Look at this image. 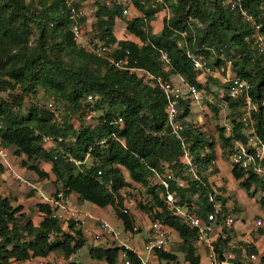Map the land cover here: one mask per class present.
I'll list each match as a JSON object with an SVG mask.
<instances>
[{
	"label": "trees",
	"instance_id": "trees-1",
	"mask_svg": "<svg viewBox=\"0 0 264 264\" xmlns=\"http://www.w3.org/2000/svg\"><path fill=\"white\" fill-rule=\"evenodd\" d=\"M88 1L0 0V92L16 93L12 103L0 97V145L7 152L13 148L16 155L25 156L22 165L37 175L47 177L50 172L59 185L52 194H74L76 201L111 207L123 233L128 234L135 217L131 210L123 211V189L130 185L122 173L125 170L129 180L144 187L150 196L147 205L138 203L146 211L149 225L158 220L172 230L183 242L185 261L199 264L200 256L193 246L196 229L173 213L163 186L150 185L149 180L152 175L158 177L161 164L168 162L174 176L186 181L183 190L169 183L178 204L187 205L198 195L204 208L203 212L195 211L199 217H206L212 203L222 204V212L227 211L223 199L214 193L207 195L211 190L206 171L216 152L201 131L187 125L189 100L181 99L182 140L198 179L191 172L185 174L184 151L181 140L170 133L164 95L160 88L144 83L141 70L166 80L177 76L201 91L204 85L199 79L206 76L193 68L188 54L204 55L211 66L221 63V54L232 59L233 73L251 85L249 95L256 106L251 118L255 133L264 141V54L258 53L248 39L251 26L230 8L232 0H159L155 5L152 0H129L136 15L128 19L123 17L124 6L117 0H104L96 4L93 22L87 23L86 14L79 19L83 28L88 25L102 45L110 48L98 56L79 47L70 30L75 20L70 8H83ZM242 7L264 21V0H243ZM165 9L170 15L162 18L161 28L155 33L151 22ZM121 21L127 36L118 39L114 31ZM161 51L168 54L167 64L161 60ZM111 60H121L122 66L116 67ZM222 86L220 97L232 110V128L228 134L219 128L218 137L222 149L234 150V142H245L244 125L238 119V109L243 112L244 104L229 98L224 82ZM37 88L48 91L55 105L63 108L61 124L46 107L31 105L26 112L20 111L25 98ZM89 94L95 96L91 102L87 101ZM85 109L98 113L93 121H83L81 113ZM47 137L52 141H46ZM61 151L83 163L65 161ZM87 156L93 157L89 165L85 163ZM39 161L50 165L48 172L40 169ZM4 165L7 162L1 159L0 172ZM215 172L213 168L209 173ZM230 174L241 180L249 195L255 193L253 185L264 191L262 179L250 168L231 162ZM38 210L41 220L37 225L30 220L22 222L21 207L0 196V264L34 258L53 262L50 256L54 253L69 258L84 246L92 258L116 263L121 247L87 245L81 229L72 222L66 228L49 216L47 204L38 203ZM127 252L131 264H140L133 251ZM156 255L160 260L177 259L172 252L159 251Z\"/></svg>",
	"mask_w": 264,
	"mask_h": 264
},
{
	"label": "built area",
	"instance_id": "built-area-1",
	"mask_svg": "<svg viewBox=\"0 0 264 264\" xmlns=\"http://www.w3.org/2000/svg\"><path fill=\"white\" fill-rule=\"evenodd\" d=\"M242 1L243 0H232L230 8L236 10L242 19L250 24L251 34L248 39L253 41V46L258 53L264 54V21L262 18L256 19L255 16L249 14L247 10L242 7ZM117 2L124 6L123 13L127 14L129 0H117ZM70 13L71 18L75 19L70 30L79 47L84 48L85 43H80L77 37L83 36V27L79 23V19L86 14L85 9L71 7ZM109 50L110 48L105 45H99L90 49L91 52L98 56L105 55ZM160 53L161 60L167 64L170 61L168 54L164 51ZM188 57L191 59L192 66L195 70L206 77L221 79V81L226 84V94L229 98L242 100L244 110L240 120L244 125L243 134L245 135V142H234V150L230 155L231 162L244 168H250L264 183V141L255 133L253 120L251 118V113L253 110H256V106L249 95V90L251 88L250 83L246 79L233 73V60L226 58L223 54L219 56L221 63L217 66H211L207 58L201 54L189 53ZM111 61L116 67H121L123 63L121 60ZM141 74L145 77V84L161 89L166 101L165 111L170 133L176 139L181 140L186 169L198 179L195 168L190 161L188 150L182 140L181 132L184 126L179 118L180 114L183 113V109L180 107L179 103L181 99L190 100L191 97H197L200 90H198L196 86L184 82L182 78H179L181 83H178L173 81L172 78L171 80H166L161 76H155L145 70H141ZM94 97L93 94L87 95V101L91 102ZM47 108L53 113L56 123L61 124L62 119L59 115L60 111L53 106V102H48ZM94 114L95 112L93 110L85 109L81 113V118L84 122L88 123L93 121L95 117ZM118 121H121V119H118ZM45 140L48 142L52 141V139L48 137L45 138ZM58 141H61V138H58ZM60 154H62L65 161L73 162L75 165L83 163V160L73 157L70 153L61 151ZM7 156V151L0 145V157L6 160ZM156 175L159 178L160 185L163 186L166 191L165 197L168 203L171 204L173 213L180 216L183 222L188 224L191 228L196 229L195 241L203 247L208 264H242L239 263L242 259H245L248 264H264V256H261L257 250L252 251V248L256 249L255 237L262 236L264 238V223L261 218H256L253 221V225L247 231L248 236L243 240V243H237V241L230 239L231 229L234 228L236 222V217L231 212L228 210L222 212L220 204L212 203L211 209L206 212V217L201 218L195 213L198 206L194 204L180 205L176 202V196L169 190V183L172 181L179 189L183 190L186 188V181L174 176L173 169L168 162L161 164L159 172H156ZM27 185L31 190H37V186L32 183L27 182ZM43 202L48 205L49 216L60 221L66 228L68 224L72 222L76 228L80 229L89 220H93L97 223L99 229L113 238L116 247H121L119 257L123 264H130L127 251H130L131 247L127 243V237L123 233L122 228L114 226L105 220L93 217L92 214L85 209L78 205H74L69 195H65L63 192H56L48 197H44ZM130 207V205H125L123 211L129 212L131 210ZM132 231H138V227L133 225ZM217 239L219 240V244H216ZM171 241L172 230L163 225L160 221L154 220L150 223L148 238L143 244V250L146 255L156 254L159 251L170 252ZM140 263L151 264L147 258H140ZM38 264H64V262L62 260L51 262L40 258Z\"/></svg>",
	"mask_w": 264,
	"mask_h": 264
},
{
	"label": "rangeland",
	"instance_id": "rangeland-1",
	"mask_svg": "<svg viewBox=\"0 0 264 264\" xmlns=\"http://www.w3.org/2000/svg\"><path fill=\"white\" fill-rule=\"evenodd\" d=\"M152 1L154 5L159 3L157 2L159 0ZM104 2V0H89L85 3L83 8L85 9L86 19L88 21L87 23L90 24L94 21V11L97 7L96 4ZM127 7L129 13H122L125 19L131 18L136 15V12L130 4H128ZM169 15L170 14L166 11V9L157 14L155 20L151 22L152 31L158 33L159 29L161 28L162 18L164 16L168 17ZM124 27V22L121 21L118 28H115L114 32L118 39H120L123 34L125 37L127 36L125 35L126 33L124 31ZM88 28V25L83 28V36L77 37V40L80 41V43H85L84 48L90 51L91 48L102 45V43L98 40L95 32L92 30L90 31ZM31 41L33 44V38H31ZM172 79L173 81L181 83V80L178 79L177 76H172ZM213 79L214 78L209 79L208 77H202L199 79L200 82L203 83L204 89L199 91L197 97H191V99L189 100V114L187 117H185V120L187 125L201 131L204 137L210 140L216 152V157L213 161H218L220 171L217 176L210 178V183L207 179V182L209 184L208 189L212 190L209 191L207 195L210 196L211 193H214L217 198L224 200L225 210L231 212L238 221L243 219L247 224H251L256 216L262 217L264 219V206H261L259 202L260 196L263 195L261 192L263 191L254 186L253 188H251V190H254L255 193L253 195H249L246 192V189L241 186V180H235L230 174V155L231 150L233 151V149H222L221 141L218 135L219 128L225 129L226 134L230 132L232 128V110L228 107V104L224 101V99L220 97L221 94L224 93V89L222 86L223 82L220 81L221 79ZM15 95L16 93H13L11 91L0 92V97L6 99L11 103L14 102ZM48 102H53V106L59 109V115L61 117L63 108L59 104L55 105V102L50 96V93L42 88H37L34 94L29 95L25 98L20 111L23 113L26 112L31 105H37L38 107L47 108ZM213 107H216V110H213ZM238 111L241 115L242 110L238 109ZM96 115H98L97 112L94 114V116ZM240 115L238 116V119H240ZM7 153V166H2L3 169L2 172H0V196L7 197L14 207H21L20 213H23V217H21L22 222L30 220L33 224L37 225L41 219V214L38 210V203H40L41 200L43 202V198L48 197L52 192H54L55 189L57 190L59 188V185L54 183V176L50 172H48L50 166L48 163L39 161L38 165L40 169L48 172L47 177L39 176L35 172L30 170L27 165H22V161L26 160L25 156L16 155L13 148H11ZM92 161L93 157L87 156L85 163L89 165L92 163ZM212 165L216 166V164L214 165L213 163ZM188 172L189 171L186 169L185 174H187ZM122 173L125 179L130 182V185L123 189V191L125 192V204L131 206L130 209L135 217V224L138 225V229L139 231H141L143 228L148 226L149 219L145 214L146 211L141 210L138 206V203L141 202L147 205L150 200V196L147 194L144 187L129 180L125 170L122 169ZM207 174L211 176L209 172ZM149 181L150 185L158 184L159 178L155 177V175H152ZM27 182L36 185L37 190H31L27 185ZM197 199L198 195H195L194 197H192V201L190 203H193L195 206L201 207L200 205L202 204L200 202L196 203V201H198ZM85 204L93 205L88 202H85ZM220 206L223 208L222 204H220ZM96 208H98V211L96 212L97 216L113 224L116 223V218L113 211L111 210V207ZM84 226L86 229L87 223ZM84 226H82V230ZM140 234L141 233L135 235V238L132 239V242L129 241V244L135 245L140 248ZM178 239L180 238L176 237V242H178L179 244L178 246H176L177 248H175L174 251L178 252L179 262L166 260L158 261L157 258H153L151 262L153 264H185L183 253L181 252V244ZM50 257H53L55 261L62 260L64 264H72V261H74L76 264H96L90 261L88 249L86 246H84L81 251H77L75 255H72L69 258L65 257L61 253H54V256L51 255ZM24 264H38V260L35 262ZM99 264L107 263L101 261L99 262ZM116 264H120V262L118 261ZM201 264H205V262L202 261Z\"/></svg>",
	"mask_w": 264,
	"mask_h": 264
},
{
	"label": "crops",
	"instance_id": "crops-1",
	"mask_svg": "<svg viewBox=\"0 0 264 264\" xmlns=\"http://www.w3.org/2000/svg\"><path fill=\"white\" fill-rule=\"evenodd\" d=\"M179 79V78H178ZM218 79V78H216ZM173 80V79H172ZM220 80V79H218ZM221 81V80H220ZM222 82V81H221ZM214 165L216 164V166H213L212 164L209 166L208 170L206 171V173L210 172L211 169L215 168V170L217 169V172L215 173H211V176H207V179H208V182L210 183V178L211 177H215L217 176V174L219 173L220 169H219V166H218V161H213L212 162ZM197 174V172H196ZM207 182V181H206ZM207 182V185H209ZM254 187V185L252 186V188ZM212 191V190H211ZM264 192V191H263ZM261 192L263 195L260 196V199H259V202L261 204V200L264 198V193ZM52 194V193H51ZM50 194V195H51ZM195 196V195H194ZM193 196V197H194ZM211 196V195H210ZM69 197L71 198L72 197V202L74 205H78L80 206L81 208L85 209L86 211H88L89 213L92 214L93 217L95 218H99V219H102L100 218L99 216H97L96 212L98 211V208H96V206L94 205H89V204H85V202H79V201H76V196L74 194H71L69 195ZM198 201L197 202H200L199 198L197 199ZM76 201V202H74ZM212 202V200H211ZM40 203H44L42 202V200L40 201ZM190 204H193V203H190ZM217 204V203H215ZM201 206V205H200ZM261 206H264L263 204H261ZM197 211H204V208L201 207H198ZM41 214V213H40ZM256 218H261L263 220V223H264V219L262 217H259V216H256ZM254 218V220L256 219ZM41 220V219H40ZM104 220V219H102ZM253 220V221H254ZM107 221V220H105ZM108 222V221H107ZM110 224L114 225V226H119V223L116 221L115 224L109 222ZM136 222H134L133 225H136L138 227L137 224H135ZM250 223V222H249ZM35 225V224H34ZM253 225V222L251 224H247L245 222V220H237L236 218V222L234 224V228L231 229V236H230V239L234 240V241H237V243H243V240H245L247 238V231L252 227ZM65 227V226H63ZM121 228V227H120ZM139 228V227H138ZM81 231H82V236L84 237V239L86 240V243L87 245H91L93 247H102V248H108V247H111V246H116L115 245V242L113 240V238L104 233L101 229H99L97 223H95L93 220H89L87 222V228L85 229V226L83 227V230H82V227L80 228ZM149 229H150V225L148 224L147 227L143 228L141 231H136V232H133V231H129L128 234H125L126 237H127V243L129 244V241L132 242V239L135 238V235H137L138 233H141L140 237H139V240H140V248H138L137 246L135 245H132V244H129L130 247H131V251H133L137 257L139 258H147V260L153 264L151 261L153 258H157L158 261L160 260L156 254H150V255H146L145 251L143 250V244L144 242L147 240L148 238V234H149ZM145 230V231H144ZM145 234H144V232ZM143 233V234H142ZM176 237L179 238L174 232H172V241H171V251L172 253H174L177 257V259L175 260L176 262L178 261L179 262V258H178V252H175L174 249L177 248L176 246H178V242H176ZM97 238V239H96ZM180 244H181V252L183 253V258H184V263L185 264H188L186 261H185V248H184V245H183V242L182 240L178 239ZM255 243H256V250L260 253L261 256H264V238L262 236H258V237H255ZM135 246V247H134ZM193 246L195 247L196 249V254H198L200 256V262L199 264H201L202 261L205 262V264H208L207 262V259H206V256H205V251L203 249V247L196 241H193ZM83 248V247H82ZM81 248V249H82ZM81 249L79 251H81ZM88 249V248H87ZM174 251V252H173ZM89 254V252H88ZM75 255V254H73ZM72 256V255H71ZM140 258H139V261H140ZM40 258H34V259H30V260H27L25 262H14L13 264H24V263H30V262H35L37 260H39ZM89 259L90 261L94 262V263H98L101 262V261H104V259H95V258H92L90 255H89ZM89 261V262H90ZM120 262V264H123L122 260L120 257H118L117 262ZM115 263V264H116ZM239 263H242V264H248L247 261L245 259H242L241 261H239ZM131 264V262H130ZM141 264V263H140Z\"/></svg>",
	"mask_w": 264,
	"mask_h": 264
}]
</instances>
